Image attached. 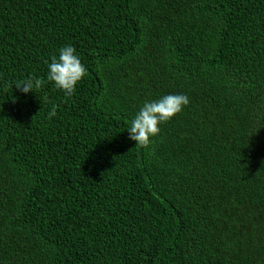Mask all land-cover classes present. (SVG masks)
I'll use <instances>...</instances> for the list:
<instances>
[{"label": "trees", "instance_id": "obj_1", "mask_svg": "<svg viewBox=\"0 0 264 264\" xmlns=\"http://www.w3.org/2000/svg\"><path fill=\"white\" fill-rule=\"evenodd\" d=\"M64 45L72 96L14 87ZM0 264H264V0H0Z\"/></svg>", "mask_w": 264, "mask_h": 264}, {"label": "clouds", "instance_id": "obj_2", "mask_svg": "<svg viewBox=\"0 0 264 264\" xmlns=\"http://www.w3.org/2000/svg\"><path fill=\"white\" fill-rule=\"evenodd\" d=\"M45 63L47 65L46 80L30 75L16 81L14 87L27 94L40 89L47 81L70 97L87 71L71 45L59 48L58 53L52 55ZM188 103L189 98L185 94H168L158 100L146 101L129 121L127 129L129 139L135 142L136 147L148 148L151 138L159 134L160 125L179 114ZM56 110L57 106L53 104L48 112L49 118L56 116Z\"/></svg>", "mask_w": 264, "mask_h": 264}]
</instances>
